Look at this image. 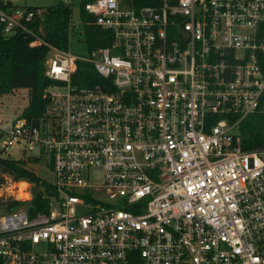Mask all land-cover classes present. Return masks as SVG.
<instances>
[{"label":"built area","instance_id":"obj_1","mask_svg":"<svg viewBox=\"0 0 264 264\" xmlns=\"http://www.w3.org/2000/svg\"><path fill=\"white\" fill-rule=\"evenodd\" d=\"M77 5L111 40L86 48L70 14L42 112L0 120V157L52 175L31 212L34 184L0 173V264H264V146L239 127L264 113V0ZM42 11L0 8L2 35L44 44L26 26ZM78 61L98 79L72 83Z\"/></svg>","mask_w":264,"mask_h":264},{"label":"trees","instance_id":"obj_2","mask_svg":"<svg viewBox=\"0 0 264 264\" xmlns=\"http://www.w3.org/2000/svg\"><path fill=\"white\" fill-rule=\"evenodd\" d=\"M15 6L10 0H0L1 9L7 10ZM23 8L29 10L37 7L27 5ZM42 9L41 17L26 23V26L41 37L44 44L30 45L32 37L19 29L5 37L1 33L0 24V95L18 88L26 89L27 105L21 110L20 116L28 119L42 112L46 102L42 97L43 90L55 82L43 73V60L48 49L47 45L59 49L68 47L67 24L71 14L70 7L57 1ZM78 16L77 31H74V34L80 36L86 48L109 44L110 32L92 23L91 16L82 7L78 10ZM97 79L98 77L88 63L77 62L76 70L71 76L72 83L85 85ZM263 102L264 96L260 98V103ZM239 127L242 149L253 150L264 146V113L255 111L244 116L240 120ZM0 173L11 178H25L32 182L34 185L29 210L31 212L46 210L47 185L33 173L31 168L26 166L23 160L0 157ZM15 205V201L6 202L7 207Z\"/></svg>","mask_w":264,"mask_h":264},{"label":"rangeland","instance_id":"obj_3","mask_svg":"<svg viewBox=\"0 0 264 264\" xmlns=\"http://www.w3.org/2000/svg\"><path fill=\"white\" fill-rule=\"evenodd\" d=\"M59 0H13L15 7H24V6H34L37 8H43L47 5L55 4ZM79 0H74L73 5L71 6V18L75 22V25L78 21V5ZM84 50L80 49V53ZM27 92L22 88L14 89L10 93L3 94L0 96V120L2 122V127H7L10 123V120L18 116L21 110L27 105ZM32 153H29L31 155ZM11 159H17L22 157V152L18 147H13L9 150L7 156ZM29 168L33 171L35 175L46 180L52 181V175L43 161H34L30 160L24 162Z\"/></svg>","mask_w":264,"mask_h":264},{"label":"crops","instance_id":"obj_4","mask_svg":"<svg viewBox=\"0 0 264 264\" xmlns=\"http://www.w3.org/2000/svg\"><path fill=\"white\" fill-rule=\"evenodd\" d=\"M13 4H15L14 2H13V0H10ZM23 89V88H22ZM24 90H26V89H24ZM26 92H27V90H26ZM1 96V95H0Z\"/></svg>","mask_w":264,"mask_h":264}]
</instances>
